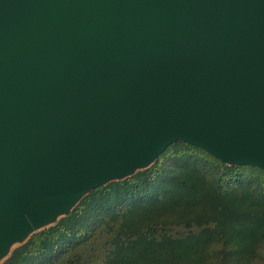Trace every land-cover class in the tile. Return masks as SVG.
Masks as SVG:
<instances>
[{
  "label": "water",
  "instance_id": "water-1",
  "mask_svg": "<svg viewBox=\"0 0 264 264\" xmlns=\"http://www.w3.org/2000/svg\"><path fill=\"white\" fill-rule=\"evenodd\" d=\"M176 142L264 170V0H0V260Z\"/></svg>",
  "mask_w": 264,
  "mask_h": 264
},
{
  "label": "trees",
  "instance_id": "trees-1",
  "mask_svg": "<svg viewBox=\"0 0 264 264\" xmlns=\"http://www.w3.org/2000/svg\"><path fill=\"white\" fill-rule=\"evenodd\" d=\"M1 264H264V170L176 142Z\"/></svg>",
  "mask_w": 264,
  "mask_h": 264
},
{
  "label": "rangeland",
  "instance_id": "rangeland-1",
  "mask_svg": "<svg viewBox=\"0 0 264 264\" xmlns=\"http://www.w3.org/2000/svg\"><path fill=\"white\" fill-rule=\"evenodd\" d=\"M157 160H158V158H157ZM157 160L150 166V167H152L156 162H157ZM173 159H169L167 162H166V165L168 166V167H170V166H173ZM150 167H148L147 169H149ZM147 169H144V170H147ZM139 171H143V170H139ZM139 171H137L136 173H138ZM135 173V174H136ZM134 174V175H135ZM133 175V176H134ZM133 176H131V177H133ZM131 177H129V178H131ZM126 179H128V178H126ZM80 203V202H79ZM78 203V204H79ZM77 204V205H78ZM76 205V206H77ZM75 206V207H76ZM74 207V208H75ZM68 215V214H67ZM66 216V215H65ZM65 216H59L53 223H51V224H49V225H47V226H44V227H46V228H44V229H47V228H49V227H51V226H53V225H55L61 218H63V217H65ZM43 228V227H42ZM42 228L40 229V230H36V231H34V232H32L30 235H29V237L31 236V235H33V234H35V233H37V232H39V231H41L42 230ZM28 237V238H29ZM26 240H28V239H26ZM25 240V241H26ZM23 243V242H22ZM22 243H16V242H13L12 244H10V246H9V253L7 254V256L6 257H3L2 258V260H0V264L4 261V260H6L8 257H9V255L11 254V252L15 249V248H17V247H19L20 245H22Z\"/></svg>",
  "mask_w": 264,
  "mask_h": 264
}]
</instances>
